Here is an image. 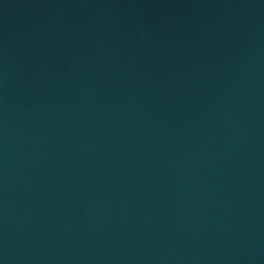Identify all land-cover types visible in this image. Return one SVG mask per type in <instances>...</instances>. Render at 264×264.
Instances as JSON below:
<instances>
[{"label":"water","instance_id":"obj_1","mask_svg":"<svg viewBox=\"0 0 264 264\" xmlns=\"http://www.w3.org/2000/svg\"><path fill=\"white\" fill-rule=\"evenodd\" d=\"M0 264H264V0H0Z\"/></svg>","mask_w":264,"mask_h":264}]
</instances>
